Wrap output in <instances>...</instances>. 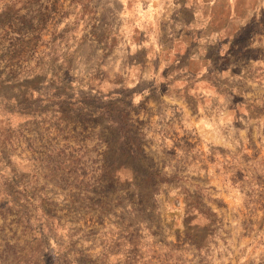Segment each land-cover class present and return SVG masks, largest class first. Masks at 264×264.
I'll return each instance as SVG.
<instances>
[{
  "label": "rangeland",
  "instance_id": "obj_1",
  "mask_svg": "<svg viewBox=\"0 0 264 264\" xmlns=\"http://www.w3.org/2000/svg\"><path fill=\"white\" fill-rule=\"evenodd\" d=\"M120 11L0 0V264H264V0L135 84Z\"/></svg>",
  "mask_w": 264,
  "mask_h": 264
},
{
  "label": "crops",
  "instance_id": "obj_2",
  "mask_svg": "<svg viewBox=\"0 0 264 264\" xmlns=\"http://www.w3.org/2000/svg\"><path fill=\"white\" fill-rule=\"evenodd\" d=\"M120 5L123 26L130 28L123 35V47L133 56L127 78L134 84L138 79L135 72L141 70L147 71L145 77L159 80L170 52L185 56L187 61H198L204 57L206 36L213 41L231 38V33L222 34L221 17L225 24H233V37L237 24L247 26L253 18L252 0H120ZM243 5L244 16H238ZM147 24L149 29L142 28Z\"/></svg>",
  "mask_w": 264,
  "mask_h": 264
}]
</instances>
